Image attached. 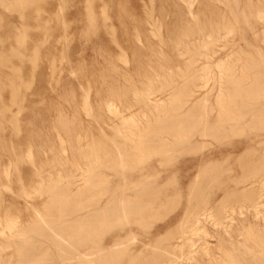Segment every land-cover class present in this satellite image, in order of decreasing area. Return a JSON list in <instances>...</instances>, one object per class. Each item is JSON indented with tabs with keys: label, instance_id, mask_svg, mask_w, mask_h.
I'll use <instances>...</instances> for the list:
<instances>
[{
	"label": "rangeland",
	"instance_id": "1",
	"mask_svg": "<svg viewBox=\"0 0 264 264\" xmlns=\"http://www.w3.org/2000/svg\"><path fill=\"white\" fill-rule=\"evenodd\" d=\"M258 13L264 15V0H0V262L16 264L33 243L54 264H89L60 259L44 231L31 224L36 210L47 213L52 188L76 191L88 183L77 205L81 211L93 208L91 200L100 204L119 194L131 175L184 190L204 165L203 180L212 173H222L230 186L235 179H253L248 173L256 157L264 156V127L251 122V96L245 92L264 71V19ZM205 40L211 41L208 47L195 51ZM220 60L232 64L239 82L222 85L230 111L218 122ZM207 64L214 78L200 89L194 76ZM170 77L174 82L150 99L168 113L180 105L188 141L170 146V157L151 156L128 173L107 160L126 143L124 118L132 115L148 126L147 137L177 139L174 131L155 128L164 113H156L146 94ZM211 88L207 101H195ZM159 212L142 227L107 226L86 239V248L104 245L129 226L163 232L181 214L179 205ZM262 218L264 204L256 216L235 219L228 234L208 238L211 255L197 254L193 264H264ZM9 219L17 221L19 231L5 228Z\"/></svg>",
	"mask_w": 264,
	"mask_h": 264
},
{
	"label": "bare ground",
	"instance_id": "2",
	"mask_svg": "<svg viewBox=\"0 0 264 264\" xmlns=\"http://www.w3.org/2000/svg\"><path fill=\"white\" fill-rule=\"evenodd\" d=\"M257 16L264 19L262 14L258 13ZM210 42L207 40L200 42L195 51L198 52L200 49L207 48ZM216 66L220 69V73L217 76L218 89L215 94V102L218 104L219 110L217 121L219 122L230 111L225 104L230 95L227 96L224 93L222 85L224 83H237L239 79L234 78L235 73L233 72L232 64L220 60ZM210 68L208 64L202 65L199 68L201 74L194 76L201 81L200 89H205L209 80L214 78ZM243 77L245 78V76ZM173 82V78L170 77L168 80L160 82L159 86L152 88L146 94L150 104L156 109V113H164L157 121L155 128H158L157 130L160 132L166 133L174 131L177 139L170 142L163 136L147 137L145 131L149 127L143 125L131 115L124 118L128 126L127 134L125 135L126 143H124L122 149L114 152V158H107L108 161L112 159L115 164H119L123 170L130 173L134 168L133 165L139 164L141 160L151 156H159L157 161L164 160L170 157V146L178 147V145L188 141V132L185 133L183 131L185 122L188 119L182 114L180 105L178 107L176 105L172 113H168L167 108H157V103L151 102L152 99H150L151 95ZM212 89L199 94L195 101L202 103L207 101ZM245 95L249 98L251 96V102H248V104L252 105L253 111L251 122L256 124V126L264 127V71L257 72L251 92H245ZM241 96L240 98H242ZM160 102L163 103L164 100ZM205 112L207 111L205 110ZM250 120L247 121L250 123ZM218 127L220 128L219 125ZM218 127L214 131V135L219 137L220 130H218ZM208 130V128L206 131L203 130V134L207 135L209 133ZM199 144L197 146H201ZM190 147L191 149L194 148L193 146ZM254 164L253 173H248L249 176H253L251 177L253 179H235L234 186L226 184V180L222 179V173H212L209 176L207 175L206 180H203V174L207 172L205 165L197 170L194 177L186 184L185 190L181 187L168 189L165 185L158 182L143 181L146 178L145 175L139 176L143 179L141 181L134 180L135 176L131 175L127 187L119 194L114 195L113 193L105 202L100 204L97 200H91L88 204L90 203L89 205H92L93 208L81 211L78 209H82V207L77 205L81 204L82 197L87 194L88 183L79 186L76 191L52 188L50 192L53 196L45 205L47 213L42 214L36 210L31 224L44 231L48 242L53 245L58 257L63 260L74 259L78 263L89 264H122L120 259L125 257L123 264H185L186 262L193 264L197 254L208 257L211 255L212 247L209 245L210 239L208 238L213 236L217 238L228 234L231 224L241 216L250 215L252 217L259 213L260 206L264 204V201H261L262 197H264V156H257ZM101 166L105 165L102 164ZM88 167L83 170L85 174L89 172ZM99 176L106 177L108 175L99 174ZM147 176H150V174ZM58 178L61 177L59 176ZM93 180L96 181V178ZM68 192L72 194L67 195ZM167 205H179L181 211L179 219L172 226L173 228L163 232L155 231V229L154 231L142 233L138 232L136 228L129 226L125 233L120 235L118 232L104 240V245L97 248H86V239H94L107 226H114L123 222L124 224L142 227L148 223L149 219L159 218V211ZM68 210H73V212L66 213L65 211ZM5 228L8 230L13 228L20 230L15 219L7 220ZM211 231L212 234L210 233ZM0 232L3 233L4 230L1 229ZM135 241L141 243L133 250L129 246ZM27 248H29V253L24 255L19 253L22 258L21 260L17 259L16 264H54L51 262L50 255L46 254L44 249L41 250L38 245L30 243ZM46 248L48 249V247ZM80 249L91 251L76 252L74 256L71 255L74 250ZM114 259L119 260L114 262ZM256 262L255 260L254 264ZM250 263L253 264V262ZM0 264L3 263L0 262Z\"/></svg>",
	"mask_w": 264,
	"mask_h": 264
}]
</instances>
